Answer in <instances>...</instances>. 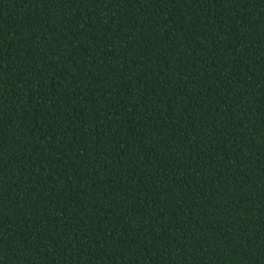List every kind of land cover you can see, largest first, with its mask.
<instances>
[{
    "label": "trees",
    "instance_id": "obj_1",
    "mask_svg": "<svg viewBox=\"0 0 264 264\" xmlns=\"http://www.w3.org/2000/svg\"><path fill=\"white\" fill-rule=\"evenodd\" d=\"M0 264H264V0H0Z\"/></svg>",
    "mask_w": 264,
    "mask_h": 264
}]
</instances>
